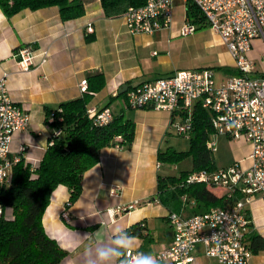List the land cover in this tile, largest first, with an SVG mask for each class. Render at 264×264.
<instances>
[{
  "label": "crops",
  "instance_id": "1",
  "mask_svg": "<svg viewBox=\"0 0 264 264\" xmlns=\"http://www.w3.org/2000/svg\"><path fill=\"white\" fill-rule=\"evenodd\" d=\"M83 5L84 15L66 22L61 20L56 7L36 11L25 9L10 18L0 11V79L5 77L11 100L29 115L27 129L13 134L11 156L36 166L50 135L44 122L45 109L52 110L63 102L81 97V81L87 80L88 74H102L103 87L90 92V107L98 110L108 107L114 116L131 121L135 127L133 142L121 150L108 147L101 151L98 163L84 174L82 192L73 205L66 207L69 191L58 186L50 196L41 224L45 233L67 253L59 264H85L87 247L106 243L117 228L126 231L138 223L144 225V237H134L131 252L156 256L173 242L168 212L155 197L157 175L180 171L178 165L159 164L157 153L168 149H164V144H168V138L182 117L153 109H130L126 106V93L180 70L209 68L196 67L185 60L181 63L185 56L180 47L186 40L178 32L186 20L184 0L173 3L171 27L153 35L129 34L122 16L114 19L104 16L100 0H83ZM89 26L93 30L91 34L87 33ZM211 34L213 41L216 39L217 44L225 48L219 37ZM88 37L92 40L87 41ZM255 43L261 47L258 41L253 42V46ZM22 46L47 50L48 61L35 65L28 72H19L14 54ZM209 47L210 44L206 45ZM227 56L228 64L222 62L219 69L233 66L228 53ZM249 57L258 63L256 51L252 50ZM96 84L91 81L90 86ZM122 86L127 89L119 93ZM232 143L239 148L234 161L222 166H216L213 161L216 170L236 162L249 166L250 144L245 141ZM111 187L119 189L117 197L110 196ZM210 191L223 196L220 189ZM133 202L139 203L135 210L114 213L116 208ZM63 212L67 213L68 219H62ZM246 212L248 232L264 238V199L254 196ZM6 215H10V211L7 210ZM88 234L94 235L89 239L85 237ZM210 260L198 245L193 264H212ZM248 264H264V251L252 254Z\"/></svg>",
  "mask_w": 264,
  "mask_h": 264
},
{
  "label": "built area",
  "instance_id": "2",
  "mask_svg": "<svg viewBox=\"0 0 264 264\" xmlns=\"http://www.w3.org/2000/svg\"><path fill=\"white\" fill-rule=\"evenodd\" d=\"M175 0H146L139 7H130L122 15L127 32L131 35L168 30L173 21ZM192 2L207 29L217 35L233 61V74L219 81L212 70H180L173 75L146 82L126 93V106L130 109H153L182 117L177 132L187 135L191 131V115L195 105L210 114L213 133L206 149L216 152L215 136L231 141H245L251 146L247 157L248 167L236 162L214 171L201 170L188 175L187 183L202 184L209 190L222 191L223 195L237 194L240 199L230 207L211 208L206 213L182 218L169 216L173 229L172 245L156 255L160 262L193 264L198 245L203 254L217 264H248L251 257L245 237L249 230L246 207L254 196L264 199V0H184ZM199 25L187 19L179 29L180 37L198 31ZM93 32L91 26L87 33ZM261 44L258 63L250 59L253 42ZM19 72H28L35 65L48 61L47 50L30 46L20 47L14 54ZM81 94L87 91L86 80L79 85ZM95 125L112 121L110 108H90L87 111ZM52 115L48 119L52 123ZM29 115L10 98L5 77L0 79V185H8L12 167L18 159L11 156L13 134L27 129ZM60 132H56L58 135ZM114 147L121 150L122 139H114ZM23 150V149H22ZM118 188L111 187V197L118 196ZM133 202L118 207L121 214L138 207ZM62 217L68 219L67 213ZM138 252H131L135 255Z\"/></svg>",
  "mask_w": 264,
  "mask_h": 264
},
{
  "label": "trees",
  "instance_id": "3",
  "mask_svg": "<svg viewBox=\"0 0 264 264\" xmlns=\"http://www.w3.org/2000/svg\"><path fill=\"white\" fill-rule=\"evenodd\" d=\"M146 0H100L104 16L114 19L130 7L144 5ZM56 7L62 21H71L85 13L83 0H0V11L10 18L22 10L36 11ZM186 17L199 29H207L195 5L186 2ZM92 40L91 37L87 41ZM233 74L231 70L226 71ZM91 81L96 86L91 87ZM87 91L81 97L63 102L55 109H45V125L50 135L48 145L36 166L19 159L12 167L10 183L0 185V264H59L67 253L44 231L41 219L52 192L63 186L69 191L66 207L73 205L82 192L84 174L95 166L103 149L114 147L120 137L122 145L130 147L135 127L122 116H114L107 125H95L88 116L92 95L103 87L102 74L87 75ZM105 108V107H104ZM52 113V123L48 117ZM210 114L195 105L188 134L190 149L185 155L171 148L158 151L157 161L164 166L178 165L187 157L191 167L177 174H158L155 197L168 212L182 218L206 213L211 208H226L240 199L237 194L217 196L202 184H189V174L201 170H216L211 153L206 149L213 130ZM60 132L56 135V132ZM10 215H6V211ZM248 218V215H247ZM144 225L138 223L127 229L129 235L144 237ZM249 228V227H248ZM245 241L251 254L264 251V238L249 231Z\"/></svg>",
  "mask_w": 264,
  "mask_h": 264
},
{
  "label": "rangeland",
  "instance_id": "4",
  "mask_svg": "<svg viewBox=\"0 0 264 264\" xmlns=\"http://www.w3.org/2000/svg\"><path fill=\"white\" fill-rule=\"evenodd\" d=\"M212 37H214V35L211 34L209 29L196 31L192 36L181 37L186 40L180 47L185 56L181 60V63L185 60L184 62H191L195 64L196 67L209 68L208 70L213 71L215 80L219 81L228 75L226 71L231 70V67H222V69H219L222 62L228 64V56L226 49L219 46L216 39L213 41ZM208 44H210L211 47L206 48ZM253 48L258 54L262 52V47L257 43L254 44ZM213 141L216 143V152L212 153L211 157L216 166L227 165L233 162L234 154L239 150L238 145L221 135L214 137ZM165 148H171L175 152L184 153L186 155L190 149L189 138L187 135L179 134L177 129L174 128L172 136L168 138V144H164V149ZM178 166L180 170L190 169V159L187 157L184 161L178 163ZM62 219L64 218L62 217ZM210 262L212 264H217L213 260H210Z\"/></svg>",
  "mask_w": 264,
  "mask_h": 264
},
{
  "label": "clouds",
  "instance_id": "5",
  "mask_svg": "<svg viewBox=\"0 0 264 264\" xmlns=\"http://www.w3.org/2000/svg\"><path fill=\"white\" fill-rule=\"evenodd\" d=\"M93 235L88 234L85 237L91 239ZM133 248L134 237L117 228L108 242L85 249V264H161L152 253L138 252L130 255Z\"/></svg>",
  "mask_w": 264,
  "mask_h": 264
},
{
  "label": "water",
  "instance_id": "6",
  "mask_svg": "<svg viewBox=\"0 0 264 264\" xmlns=\"http://www.w3.org/2000/svg\"><path fill=\"white\" fill-rule=\"evenodd\" d=\"M127 87L122 86L121 89L118 91L119 93H124L126 91Z\"/></svg>",
  "mask_w": 264,
  "mask_h": 264
}]
</instances>
